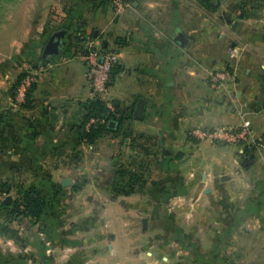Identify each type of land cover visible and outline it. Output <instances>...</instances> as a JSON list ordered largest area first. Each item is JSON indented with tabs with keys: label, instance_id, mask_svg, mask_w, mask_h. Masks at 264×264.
<instances>
[{
	"label": "crops",
	"instance_id": "0c3cea01",
	"mask_svg": "<svg viewBox=\"0 0 264 264\" xmlns=\"http://www.w3.org/2000/svg\"><path fill=\"white\" fill-rule=\"evenodd\" d=\"M110 1L44 3L67 4L65 13L52 18H63L66 29L78 25L86 31L93 29L98 39L100 29L90 22L112 16ZM126 1V8L118 15V71L108 85L109 95L116 99L113 109L132 113L116 140L118 157L128 152L132 159L139 149L150 147L154 152L148 156L154 162L157 149L163 151L162 163L170 173L180 174L171 167L189 163L193 167L188 172L191 177L195 165L213 171H201L200 182L228 176L230 173L224 171L234 166L238 151L200 138L193 131L238 126L245 119L252 136L264 144V0H212L211 8L204 0ZM40 19L32 26L26 17L27 24L19 34L20 45L0 57V115L4 118L0 178L13 187H34L40 195L53 197L63 187L64 178L72 180L68 190L80 189L74 183L77 169L92 157V147L106 137L113 142L110 137L115 134L92 144L80 139L82 103L90 98L88 66L65 43L59 54L42 60L49 35L48 11ZM67 35L68 30L64 40ZM222 67L228 71V80L222 88H213L208 72ZM28 69L36 74L31 105H15L10 85L18 73ZM139 98L145 103L142 119L133 116ZM262 168L259 178L264 181ZM170 178L173 181L176 177ZM262 185L256 197H248L243 211L237 209V215L242 212L244 218H249L244 222L258 224L264 234ZM169 188L171 195L182 194ZM203 190L209 193L211 189ZM194 192L197 195L196 189ZM49 208L61 211L59 202H50L35 223L0 217V264L58 263L56 248L70 247L75 241L68 237L73 232H61L52 218L43 221L48 218ZM25 248L34 250L29 254L33 263L27 261ZM72 255L61 264H67ZM162 258L169 260L167 256Z\"/></svg>",
	"mask_w": 264,
	"mask_h": 264
},
{
	"label": "rangeland",
	"instance_id": "374dc122",
	"mask_svg": "<svg viewBox=\"0 0 264 264\" xmlns=\"http://www.w3.org/2000/svg\"><path fill=\"white\" fill-rule=\"evenodd\" d=\"M26 1L0 0V57L20 45L19 34L27 24L26 17L34 26L48 11V38L63 28L64 21L55 17L67 11V4L48 5L44 3L48 0H37L40 3L30 5ZM112 1L110 14L113 17L90 23L100 29L99 49L114 52L118 57V15L126 6L123 4L118 13L115 0ZM77 6L82 8L85 5ZM101 41L107 46L103 48ZM28 70V76H34L36 83V74L32 69ZM218 71L228 72L225 67ZM101 99L113 109L112 102L116 99L109 95L108 88ZM221 127L205 129L217 131ZM226 127L234 129L238 126L223 128ZM249 131L252 132L250 125ZM247 137L253 142L249 139L234 143L203 138L232 146L238 151L234 166L224 171L230 174L215 183L211 180L200 182V172L208 168L201 169L198 165H195L196 172L192 177L188 173L193 169L189 163L181 165V168L180 165L171 167L174 172L180 170V174L170 173L168 169L165 171L160 149L155 153V162L148 156L154 152L150 147L139 149L138 156L132 159L128 152L120 159L118 135L110 137L113 142L107 137L100 140L91 149L92 157L77 169L74 183L79 190H68L70 186L66 185L59 188L56 196H42L45 203L59 202L61 209L55 212L49 208L48 218H42L43 221L48 222L52 218L61 232L67 229L73 232V236L68 237L75 241L70 247L56 248L57 264L64 262L71 253L73 255L67 264H264L261 228L258 224L247 223L249 218H244L242 212L237 215V209L243 211L248 197H256L254 195L264 183L259 178L264 166V151L257 146L259 140L251 133ZM95 154L98 156L94 157ZM249 154L253 163L244 167L240 162ZM208 171L213 174L212 170ZM170 177L176 178L170 181ZM0 181L9 182L3 178ZM169 187L182 194L171 195ZM16 188L9 192L15 195ZM205 188H210V192H204ZM195 189L197 195L194 194ZM12 195L6 197L11 198ZM23 251L27 261L33 263L29 254L34 250L25 248Z\"/></svg>",
	"mask_w": 264,
	"mask_h": 264
},
{
	"label": "trees",
	"instance_id": "16d2710c",
	"mask_svg": "<svg viewBox=\"0 0 264 264\" xmlns=\"http://www.w3.org/2000/svg\"><path fill=\"white\" fill-rule=\"evenodd\" d=\"M207 7L211 8L212 0H204ZM64 21L62 18L60 21ZM64 29V34L68 30V35L66 40H64V36L62 38V43L60 47V51L62 48V44L65 43L71 49H73L74 54H80L82 51H85V43L88 39H97L94 34V30L86 31L85 29H81L78 26L74 28H59ZM102 47L104 48L107 44L103 41L100 42ZM45 44V43H44ZM105 50V49H104ZM118 71V65L115 64L111 70V78ZM30 74L29 70H22L17 74L15 79L9 88L10 96L13 98L15 95V91L20 83ZM35 88V83H32L28 90L26 91L24 100L21 104L24 106H30L32 101V93ZM83 108V118L80 124V139L82 142L87 144H92L96 140L102 138L107 134H115L118 135L120 133L121 127H123L124 123L131 118L132 113L130 111H118V109H110L106 102L101 98H89L85 102L82 103ZM91 119H94V122L88 124ZM113 121L115 126L113 128L109 127V122ZM3 124L4 118L3 115H0V135L3 133ZM128 133V132H127ZM13 188L12 184L9 182L0 181V190L6 192V195ZM17 191L15 195L9 200H1L0 201V217H2L5 221L16 220L19 218L26 219L30 223L37 222L42 213L44 212L46 203L42 198V195L39 194L38 191L34 187L22 188L17 187Z\"/></svg>",
	"mask_w": 264,
	"mask_h": 264
},
{
	"label": "built area",
	"instance_id": "2783aa9c",
	"mask_svg": "<svg viewBox=\"0 0 264 264\" xmlns=\"http://www.w3.org/2000/svg\"><path fill=\"white\" fill-rule=\"evenodd\" d=\"M123 4H125L124 0H115L116 10L121 11ZM85 47V51H82L79 54V58L88 66L90 98H102L111 80L110 74L112 67L118 60L117 55L111 51L100 50L99 43L95 38L88 39L85 43ZM228 75L229 74L226 71L212 70L208 72V80L213 88H222L225 86V81ZM34 82V76H27L21 82V84L17 87L13 97V103L15 105L20 104L24 100L26 91ZM92 122H94V119H91L88 124ZM250 133L249 123L247 120L241 121L238 127H235L234 129H231V127H221L220 130L217 129V131H209L208 129L196 128L193 131V134L200 138L211 137L221 141H233L234 143H237L241 140L244 142L245 140L249 139L247 135ZM250 141L253 142V140ZM256 144L264 150L263 143L257 141ZM6 196V193L0 190V201L5 199Z\"/></svg>",
	"mask_w": 264,
	"mask_h": 264
},
{
	"label": "water",
	"instance_id": "95a60500",
	"mask_svg": "<svg viewBox=\"0 0 264 264\" xmlns=\"http://www.w3.org/2000/svg\"><path fill=\"white\" fill-rule=\"evenodd\" d=\"M63 36H64V29H59L57 31H54L49 36L42 49V55H41L42 60H45L47 57L59 54ZM144 106H145L144 99L139 98L136 103L135 109L133 111V116L136 119H142L144 114ZM262 106L264 107V99L262 101ZM114 126L115 123L113 121H110L109 127L113 128ZM240 163L244 167H248L253 163L252 155L249 154L245 156ZM71 182L72 180L69 178H64L61 180V184L63 186L69 185L71 184ZM9 199L10 197H6L5 200H9Z\"/></svg>",
	"mask_w": 264,
	"mask_h": 264
}]
</instances>
